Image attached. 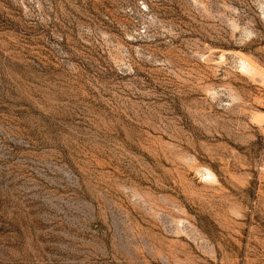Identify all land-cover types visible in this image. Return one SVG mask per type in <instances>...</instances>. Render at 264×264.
Wrapping results in <instances>:
<instances>
[{"label":"rangeland","instance_id":"1","mask_svg":"<svg viewBox=\"0 0 264 264\" xmlns=\"http://www.w3.org/2000/svg\"><path fill=\"white\" fill-rule=\"evenodd\" d=\"M264 0H0V264H264Z\"/></svg>","mask_w":264,"mask_h":264},{"label":"built area","instance_id":"2","mask_svg":"<svg viewBox=\"0 0 264 264\" xmlns=\"http://www.w3.org/2000/svg\"><path fill=\"white\" fill-rule=\"evenodd\" d=\"M260 130H261L262 135L264 136V118H263V122L260 126Z\"/></svg>","mask_w":264,"mask_h":264}]
</instances>
